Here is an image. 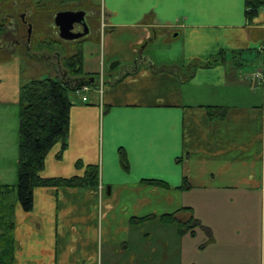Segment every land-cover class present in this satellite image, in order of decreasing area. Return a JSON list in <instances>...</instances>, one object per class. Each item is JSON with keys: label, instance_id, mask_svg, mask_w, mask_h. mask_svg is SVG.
Here are the masks:
<instances>
[{"label": "crops", "instance_id": "1", "mask_svg": "<svg viewBox=\"0 0 264 264\" xmlns=\"http://www.w3.org/2000/svg\"><path fill=\"white\" fill-rule=\"evenodd\" d=\"M97 1L111 28L99 39L100 64H119L104 75L83 67L92 95L72 100L66 147L49 150L40 174L82 177L95 165L98 181L35 187L28 212L15 200V264H264V7L249 24L246 0ZM164 33L177 39L156 38ZM147 38L151 63H136ZM159 42L179 43L178 55H156ZM220 51L218 64L187 72ZM22 78L18 57L0 61V113L18 114ZM10 145L0 184L15 185ZM183 208L209 242L201 228L178 234ZM168 214L178 220H159Z\"/></svg>", "mask_w": 264, "mask_h": 264}, {"label": "trees", "instance_id": "2", "mask_svg": "<svg viewBox=\"0 0 264 264\" xmlns=\"http://www.w3.org/2000/svg\"><path fill=\"white\" fill-rule=\"evenodd\" d=\"M18 0H0V40L9 41L10 34H6L8 28H11L13 17L3 16L1 14L9 11L7 4H15ZM39 9L47 8L48 5L56 3H72L83 0H33ZM264 7V0H246L245 18L247 23H252L258 16L259 11ZM7 26V27H6ZM7 35L6 39H2ZM49 44V45H48ZM52 44L56 45L57 42ZM69 58L65 60V72L69 79H55L45 77L39 79H30L27 83L20 86L18 105H19V125H18V157H17V180L15 185L0 184V264H15V251L17 243L13 236V198L20 204L23 211L28 212L32 209L33 189L35 187H79L96 185L98 181V166L87 165L84 176H73L70 178H48L42 177L40 172L44 167V161L49 150L58 142L61 144V150L66 147V141L69 129L70 109L73 106L70 92L79 90L82 84L76 79L85 78L87 75L83 71V51L80 46ZM44 46H50L45 43ZM37 48H40L39 45ZM223 51L212 57L209 61L200 63L195 62L187 66V72H191L196 67H211L223 60ZM11 52L7 55L11 58ZM152 66V65H151ZM69 73V74H68ZM96 84V83H94ZM90 85H93L90 84ZM208 114L211 117L224 116L223 110L216 107H207ZM121 162L126 163V158L122 153ZM77 167L81 163L76 164ZM145 182H151L146 180ZM160 183L159 181H153ZM152 183V182H151ZM188 212L189 216L185 220L176 219L174 214L163 215L160 221L163 223H172L178 220V234H190L194 236L195 228H201L205 231L208 242L211 240V233L207 227L192 216L190 208H183L182 211ZM151 217L141 219H132V222H143Z\"/></svg>", "mask_w": 264, "mask_h": 264}, {"label": "rangeland", "instance_id": "3", "mask_svg": "<svg viewBox=\"0 0 264 264\" xmlns=\"http://www.w3.org/2000/svg\"><path fill=\"white\" fill-rule=\"evenodd\" d=\"M83 3L84 1L81 4L80 2H54L48 5L47 8L42 9H39L35 5L36 3L33 0L17 1L15 2V4L12 2L13 6H11V2L7 4L9 7V11H5V13L1 15L3 16V18L5 16H9L10 14L11 16H14L13 22L18 25L19 28L18 36L20 38L19 40L22 42V45L15 47L14 51H12L13 55H11V57H18L21 60L22 66L24 67V69H26V78H22L23 82L32 78L39 79L45 77H52L58 80L69 79V75H67V73L65 72V60L74 53L76 45L80 42L81 50L83 51V57L85 58L83 66L85 70H88L89 72L97 75H104L106 74V71L113 70L110 69V65L116 60L111 61L108 64L105 63L103 66H101L99 59V55H101L99 39H101L103 33L110 32L111 28L102 25L101 15L97 14V0H89V3L92 4L91 7L85 6L86 4ZM79 9L85 10L87 17L90 20V34L87 35L84 39L82 38L79 40H72L73 42H66L61 40L58 35V30L53 23L54 15L60 11H75ZM20 14H25V20L28 22H32L33 25L32 36L30 39V43H28L29 49H26V47H24L26 42L27 26L22 23V19L19 16ZM75 28L78 29L77 26ZM170 35L171 34L169 33H164L157 36L156 38L177 39L175 37H171ZM152 39L153 38H147V40L144 41L138 49L140 50L142 46L144 47L142 49L141 60V63L143 64H150L151 62V60L148 57H145L144 54H146V51H148V49H146V45L148 44L149 46L150 44L148 42L149 40L152 41ZM52 41L57 42L58 44L54 45L52 44ZM88 41L90 43H87ZM49 42L50 46H44L45 43L47 44ZM178 44L179 43H174V47L170 49V46H168L165 42H159L158 45H155L158 46L156 55H162L161 58L163 59L166 57L168 58L170 54L171 57H175L179 52ZM38 45L40 48H37ZM255 48H259V45ZM251 53L252 57L255 59L256 53L254 51H251ZM7 54L10 53L8 52ZM168 59H165L164 61H168ZM237 59H239V57ZM96 79L99 78L96 77ZM92 92V89L88 91H71L70 98L74 100V98L77 96H91ZM12 139H14V142L16 144L15 152H17L18 114L17 112H15L14 114V111H12V109L7 108L0 113V162L7 166L10 165V159L12 156L9 155L10 152L12 153V146L10 145ZM12 198L14 201L16 200L15 195H13Z\"/></svg>", "mask_w": 264, "mask_h": 264}, {"label": "water", "instance_id": "4", "mask_svg": "<svg viewBox=\"0 0 264 264\" xmlns=\"http://www.w3.org/2000/svg\"><path fill=\"white\" fill-rule=\"evenodd\" d=\"M54 24L58 28V35L61 39L64 40H76L86 34H88V27L85 21V12L84 11H61L58 12L54 17ZM79 24L83 27L82 32H74V25ZM31 31L29 27L28 32ZM143 49V46L141 47ZM142 49L138 51V55L142 54ZM119 64L118 61L113 62L110 65V69L115 68ZM78 83L82 85H90L93 83L94 78L89 77L88 79L79 78L76 79Z\"/></svg>", "mask_w": 264, "mask_h": 264}, {"label": "flooded vegetation", "instance_id": "5", "mask_svg": "<svg viewBox=\"0 0 264 264\" xmlns=\"http://www.w3.org/2000/svg\"><path fill=\"white\" fill-rule=\"evenodd\" d=\"M65 11H67V10H65ZM69 11H73V10H69ZM75 11H84V10L79 9V10H75ZM84 12H85V21H86V24H87V27H88L89 31H88V34H86L85 36H83V37H81L79 39H82V38L84 39L87 35L90 34V20L87 17L86 11H84ZM19 16L22 19V23L27 26V35H26V42H25V46L24 47H26V49H29L28 43H30V39H31V36H32L33 25H32V22H28V21L25 20V14H23V15L20 14ZM53 23H54V18H53ZM76 26L78 27V29L75 28ZM29 27L31 28L30 32H28ZM82 31H83V27L81 25H79V24H75L74 25V32H82ZM6 34H10L9 41L6 43V42H3L2 40H0V60L1 61L5 60L6 58H8L7 57V55H8L7 53L8 52L9 53L11 52V54L13 55L12 51H14L15 47H18L19 45H22V42L19 40L20 38L18 36V34H19L18 25L13 23L11 28L7 29ZM6 38H7V35L4 38H2V39H6ZM137 55H138V52H137ZM137 59L138 60L136 61V63L141 62L142 54L140 56L138 55Z\"/></svg>", "mask_w": 264, "mask_h": 264}, {"label": "built area", "instance_id": "6", "mask_svg": "<svg viewBox=\"0 0 264 264\" xmlns=\"http://www.w3.org/2000/svg\"><path fill=\"white\" fill-rule=\"evenodd\" d=\"M87 87H83V90H86ZM82 100L85 101L86 100V97H82Z\"/></svg>", "mask_w": 264, "mask_h": 264}]
</instances>
